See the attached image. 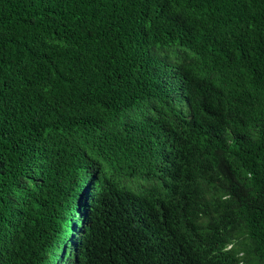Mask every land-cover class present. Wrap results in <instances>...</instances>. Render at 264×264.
<instances>
[{
	"label": "trees",
	"instance_id": "obj_1",
	"mask_svg": "<svg viewBox=\"0 0 264 264\" xmlns=\"http://www.w3.org/2000/svg\"><path fill=\"white\" fill-rule=\"evenodd\" d=\"M0 264H264V0H0Z\"/></svg>",
	"mask_w": 264,
	"mask_h": 264
}]
</instances>
